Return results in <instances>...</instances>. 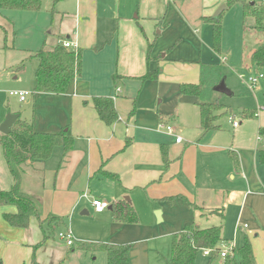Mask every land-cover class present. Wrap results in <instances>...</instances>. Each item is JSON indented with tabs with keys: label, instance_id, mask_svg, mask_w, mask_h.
<instances>
[{
	"label": "crops",
	"instance_id": "1",
	"mask_svg": "<svg viewBox=\"0 0 264 264\" xmlns=\"http://www.w3.org/2000/svg\"><path fill=\"white\" fill-rule=\"evenodd\" d=\"M47 1L42 0L39 12L21 15L23 21L37 26L39 47L35 34L28 44L16 47L14 23L9 18L15 11L0 12V77L6 69L12 71L0 81H19L27 66L32 77L29 89L23 90L30 92L26 101L16 98L18 104L30 108L31 118L11 105L8 112L30 121L36 133L57 134L69 129L73 137L67 153L55 148L48 160L21 167L20 190L39 199L41 220L50 215L63 219L57 233L72 230L74 242L129 245V264H166L173 236L185 226L203 230L219 224L220 248L234 245L235 238L243 245L247 238L255 263L264 264V165L259 160L264 151V140L259 136L264 128V109L257 117H244V125L230 112L228 127L232 130L218 123L220 117L215 123L218 129L204 132L198 99L182 95L180 89L182 85H198L203 66H220L208 58V50L203 53V47L207 44L214 54L210 21H216L214 14L225 6L220 19L232 0ZM255 1L264 8V0ZM247 20L250 26L245 30L254 31L257 37L248 45L250 58L264 46V32L255 30L253 21ZM61 42L76 45L81 54L80 75L62 95L35 93L37 62L32 56L40 49L52 51ZM226 60L222 56L221 61ZM243 63L240 70L253 68L251 60ZM21 64L24 68L17 69ZM148 74L156 78L140 80ZM114 77L118 78L116 85ZM259 82L261 85L250 91L260 90L264 98V81ZM219 96L214 92L211 100L219 102ZM96 97L113 99L117 123L106 126L100 121L93 106ZM5 115H0V125ZM236 119L238 126L233 127ZM160 125L172 126V132ZM176 137L181 138L180 143L175 142ZM162 149L166 150L167 163ZM12 184L0 145V191L10 190ZM85 193L89 199L83 197ZM126 198L139 218L138 224L110 220L113 204ZM93 200L106 204L101 213L93 209L102 218L95 226L79 219L86 228L78 232L75 217L78 212L88 215L85 209L87 205L93 208ZM158 211L160 221L154 216ZM15 212L12 206L0 207V264H29L36 255L45 258L42 252L50 241L34 230L39 221L30 219L27 229L12 228L3 214ZM34 221L38 224L31 226ZM224 225L226 230L232 225L228 238L223 234ZM65 248V255L52 248L47 263L78 264L75 260L81 255L89 256ZM203 251L206 264L220 257L217 254L210 260L211 253L204 255ZM89 257V262L97 259ZM100 259L106 264L105 255ZM227 259L221 258L222 264Z\"/></svg>",
	"mask_w": 264,
	"mask_h": 264
},
{
	"label": "trees",
	"instance_id": "2",
	"mask_svg": "<svg viewBox=\"0 0 264 264\" xmlns=\"http://www.w3.org/2000/svg\"><path fill=\"white\" fill-rule=\"evenodd\" d=\"M234 0L227 3L228 7ZM42 8V0H0L1 11L39 12ZM242 14L244 19L253 21V28L264 32V8L261 4H243ZM220 19L212 23L213 51L220 53L221 25ZM37 62L34 74V92L42 94L62 95L66 93L70 82L81 73V54L67 50L62 42L55 46L52 51L38 50L32 56ZM30 59V60H31ZM251 65L264 75V46L258 48L251 56ZM21 64L17 69H23ZM202 80L198 85H182L181 94L194 96L198 99L200 109L201 127L204 132L216 130V121L227 112V107L218 101H212L214 87L221 81V67L217 65H205L202 70ZM156 76L148 74L140 80H153ZM116 77L113 78L114 85L117 84ZM264 81V78H263ZM93 106L98 118L106 126H111L119 121L118 113L111 98L96 97ZM254 111H248L244 117L251 118ZM259 136L264 140V128L259 130ZM0 145L3 149L4 159L8 171L12 177L13 184L8 191H0V207L12 206L16 209L13 214H3L4 221L12 228L27 229L30 219L35 218L39 225L46 224L52 235L56 236L57 227L63 224V219L56 216H47L41 220V204L37 197L22 193L21 167L26 163H42L48 160L55 148H61L63 153L71 150L73 137L69 129L57 134L36 133L30 121L17 118L9 135L0 136ZM127 146V145H126ZM164 163L168 162L167 153L162 149ZM260 163L264 165V151L259 153ZM114 179V176H109ZM112 220L114 223L137 224L138 217L127 200L113 204ZM42 229V228H41ZM43 231V230H42ZM43 240L48 239L44 235ZM58 234V233H57ZM222 242L221 228L212 227L198 229L187 225L176 233L172 239L171 254L166 264H195L198 254L205 249L212 250L211 260L214 259L220 249ZM40 245L36 246L38 248ZM70 251H82L94 256L102 252L106 257V264H129V245H112L103 243L73 242ZM239 260L234 256L228 258L225 264H256L252 246L247 238L243 245L237 250ZM30 264H35V258Z\"/></svg>",
	"mask_w": 264,
	"mask_h": 264
},
{
	"label": "rangeland",
	"instance_id": "3",
	"mask_svg": "<svg viewBox=\"0 0 264 264\" xmlns=\"http://www.w3.org/2000/svg\"><path fill=\"white\" fill-rule=\"evenodd\" d=\"M46 2L48 1L46 0ZM250 3L258 4L257 1L255 0H235L233 1L231 5H229L228 10L225 11L224 14L220 17L219 22H220L221 29H222L221 42H220L221 55L215 54V53L213 54L210 47L206 48L207 46L206 43H204L206 44V46L203 47V53L207 52L208 50L209 51L207 53L208 58L209 56H211L210 59L220 65L221 77H222L221 81L224 82L226 88L231 92V96L219 94L220 95L219 102L227 107V111H226L227 113L224 114L218 121V123H222L224 129H228L229 128L228 126L230 125L228 121H231L230 120L231 117L229 116L230 114L228 113L231 112L232 114H236L239 117V121L243 122V125H244L247 122L244 118V114L246 112L255 110L254 116L255 114H257L256 115L257 117L258 114L263 112L262 110L264 109L263 108L264 107L263 93H261L260 90L259 91L257 90L256 92H252L249 90L248 86L246 85V82L249 79V77L257 75L256 70L254 68L250 69V71L249 70L242 71L239 69V66L241 65L243 61H244L243 64L250 63L251 57L250 58L248 57V45L250 42H254L252 41L254 38H257L256 35H254L255 34L254 31L250 32V31L245 30V27L250 26L248 24L249 20L242 18L241 6H243V4L248 5ZM10 13L11 15L9 16V18L12 21V23H14V30L16 32V47L20 48L21 45L28 44L29 39L34 37L33 34L36 35L35 42L37 43V46H38L40 40L37 39V36H38L37 26H35V24L34 25L31 24L30 20L23 21L24 17L21 16L23 14L22 12L15 11V12H10ZM17 17L19 20L17 19ZM1 41L2 40L0 37V42ZM210 44L212 45V39L210 40ZM222 56L224 57L226 56L227 60L222 62L221 61ZM239 62H241L240 65H239ZM13 69L16 70V68H13ZM10 72L12 71L6 69L4 72H2V77L0 78L6 77ZM260 83L261 82L257 83L258 86L261 85ZM11 84H15V87H6L7 85H11ZM31 84H32V77H31V67L30 66H27L25 75L20 76L19 81L11 82L10 84H4L3 82L0 81V115H3L4 113L6 115L8 113H11V112H8L9 110H7V107L11 105L14 107V109L18 113H21L22 116L27 115L28 117L31 118L30 108H28L27 105L18 104L17 99H16L17 97L10 96V93L14 91L28 92V91H23V90H28L29 89L28 87ZM228 130H232V129L229 128ZM85 210L88 211V215L82 216L80 214L81 212H78L75 217L77 219L75 220V229H77L78 232H83L85 230L84 228H86V226H83L82 223H79L78 221L79 219H83L84 222L88 226H95V221L98 220L96 221L97 223L102 218V215L99 216L95 212H93V208L90 205H87V209ZM107 214L108 213L106 211L105 216ZM109 217H110V220L113 222L112 215H109ZM34 222L35 223L34 224L32 223L31 226H35V224L36 225L38 224L37 221H34ZM138 223H139V218H138ZM216 226L218 227L219 224H217ZM34 230L35 231L38 230L37 232L41 235H42V230L45 231L50 241L47 243L45 252H42L45 258L39 259L38 255L34 256L35 264H49L47 263V261H50V255H51L52 248L61 250L63 251L64 255L66 254L65 253L66 252L65 242L53 236L51 230L50 231L48 230L46 224H41V225L38 224L37 229L35 228ZM70 232L73 233L72 230ZM55 233L57 234V231H55ZM231 233H232V225H230L229 230H226L225 225H224L223 234L225 238L227 236H230ZM239 242L240 241L238 240L236 242V238H235V242H234L235 252L233 256L235 255L236 260H239V257L237 255V250L242 246V245L239 246L240 244ZM87 255L91 256L90 254H87ZM201 255L202 253L198 254L195 264H206L207 262L206 258L204 259V257H202ZM89 256L81 255L80 259H76L75 262L78 261V264H102L101 259H100L101 257L104 256L102 252H98L93 256V257H97V259L93 262L92 261L89 262L90 260ZM32 259H33V256L31 257L30 263ZM210 260H211V254H210ZM213 264H222L221 258L218 257L213 262Z\"/></svg>",
	"mask_w": 264,
	"mask_h": 264
},
{
	"label": "built area",
	"instance_id": "4",
	"mask_svg": "<svg viewBox=\"0 0 264 264\" xmlns=\"http://www.w3.org/2000/svg\"><path fill=\"white\" fill-rule=\"evenodd\" d=\"M62 44L67 50H71L72 52L77 54L78 49H77L76 45H72L69 42H62ZM256 74H257L256 76L249 77V79L246 82V85L248 86L249 90L255 89V87L257 86L258 81H261L264 78V75L262 73L257 72ZM117 91H119V90H117ZM29 94L30 93H28V92H17V91H14V92L10 93V96L17 97L19 102H25ZM230 120H232V118ZM232 126L233 127H237L238 126V120L237 119L232 122ZM160 128L165 129V131L167 133H171L172 132V128L170 126L160 125ZM175 142L176 143H180L181 142V138L180 137H176ZM83 197L86 198V199H89L88 193H85L83 195ZM91 204H92L93 209H94V211L96 213L103 212L106 209V207H107L105 203H103L101 201H98V200H93L91 202ZM57 237H58L59 240L65 242V245L67 247H70L73 244V242H74V239H73V236H72V233L70 232V230H66V231L58 233ZM234 249H235V247H234L233 244H223V245H221V248L218 251V255L222 259L231 258L233 256ZM211 252H212V250H204L203 254L204 255H208Z\"/></svg>",
	"mask_w": 264,
	"mask_h": 264
},
{
	"label": "water",
	"instance_id": "5",
	"mask_svg": "<svg viewBox=\"0 0 264 264\" xmlns=\"http://www.w3.org/2000/svg\"><path fill=\"white\" fill-rule=\"evenodd\" d=\"M225 9V6H221L216 13L213 16L214 20H217L218 17L220 16V14L222 13V11ZM214 92L220 94V95H226V96H230L231 92L226 88L225 84L223 81H221L215 88H214ZM18 115L17 114H11L8 113L4 119V121L2 122V124L0 125V133L4 136H7L10 134L11 129L13 127V125L15 124V121L17 120ZM125 200L129 201L128 198H126ZM155 217L157 219V221H160V212H155Z\"/></svg>",
	"mask_w": 264,
	"mask_h": 264
}]
</instances>
